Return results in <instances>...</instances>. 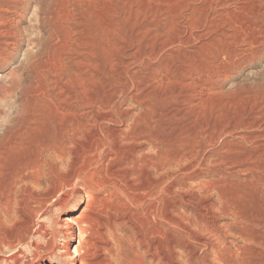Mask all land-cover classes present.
<instances>
[{
  "label": "rangeland",
  "instance_id": "1",
  "mask_svg": "<svg viewBox=\"0 0 264 264\" xmlns=\"http://www.w3.org/2000/svg\"><path fill=\"white\" fill-rule=\"evenodd\" d=\"M25 3L0 264H264V0Z\"/></svg>",
  "mask_w": 264,
  "mask_h": 264
},
{
  "label": "bare ground",
  "instance_id": "2",
  "mask_svg": "<svg viewBox=\"0 0 264 264\" xmlns=\"http://www.w3.org/2000/svg\"><path fill=\"white\" fill-rule=\"evenodd\" d=\"M8 4L4 7L3 5H0V11L2 13L0 14V60L3 62L8 61V54L12 53V50L15 49L18 46L19 43V35L16 31V27L18 25V22L23 19L25 10L27 9V5L25 3V0H8ZM44 16V15H43ZM44 18V19H43ZM43 20H39V26L42 24H45L46 18H48L46 15L43 17ZM53 19V18H52ZM55 20V19H54ZM74 112V111H73ZM112 115V114H111ZM87 118V117H86ZM256 136V135H255ZM78 137V136H77ZM250 138V137H249ZM261 138V137H260ZM264 138V133H263ZM255 139V138H254ZM62 151V150H61ZM60 153V152H59ZM49 154V153H48ZM55 154V153H54ZM47 156V155H46ZM67 158V157H66ZM126 162V161H125ZM132 169V168H131ZM132 174V173H131ZM121 180V179H120ZM82 184V183H81ZM160 187V186H159ZM81 189V187H78V191ZM154 189V188H153ZM90 191V190H89ZM108 191V190H107ZM153 191V190H152ZM161 191V190H160ZM93 192V191H92ZM91 193V192H90ZM155 194V193H154ZM91 195V194H90ZM153 195V194H152ZM87 197V196H86ZM92 195L90 196V198ZM94 197V196H93ZM92 197V198H93ZM82 200V196L79 198V201ZM45 199H42L38 202L39 206H42ZM87 202V201H86ZM91 202V201H90ZM18 203V202H17ZM46 203V202H45ZM93 203V202H92ZM87 205V204H86ZM85 205V206H86ZM84 206V207H85ZM41 209V208H40ZM38 213V212H37ZM87 215L85 213V208L81 210L79 214L72 215L69 217H66L63 221L65 225L71 229L70 234L72 235V240L75 235V231L73 229V226L76 225L78 227V233L81 236V234H85L87 231L81 226L82 224H85L87 222L86 220ZM90 218V217H89ZM92 220V219H91ZM89 221V220H88ZM106 221V220H105ZM108 223H102L101 227L105 228L106 231L110 228H107ZM64 225V224H63ZM97 225V224H96ZM111 225V224H110ZM104 230V229H103ZM106 231H103V234L106 233ZM112 231H110L111 233ZM81 239V238H80ZM78 240L77 245L75 246L76 251L71 256V259L74 261L78 257V248L81 245V240ZM108 244V243H107ZM101 246V245H100ZM108 248V247H107Z\"/></svg>",
  "mask_w": 264,
  "mask_h": 264
}]
</instances>
